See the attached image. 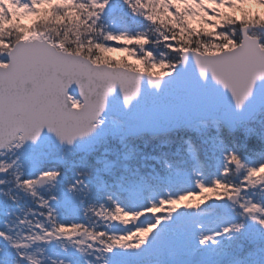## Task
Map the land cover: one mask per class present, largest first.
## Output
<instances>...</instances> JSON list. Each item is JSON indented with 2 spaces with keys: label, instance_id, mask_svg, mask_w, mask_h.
I'll return each mask as SVG.
<instances>
[{
  "label": "snow or ice",
  "instance_id": "snow-or-ice-1",
  "mask_svg": "<svg viewBox=\"0 0 264 264\" xmlns=\"http://www.w3.org/2000/svg\"><path fill=\"white\" fill-rule=\"evenodd\" d=\"M0 264H264V0H0Z\"/></svg>",
  "mask_w": 264,
  "mask_h": 264
}]
</instances>
